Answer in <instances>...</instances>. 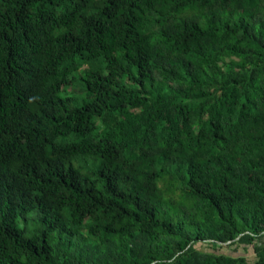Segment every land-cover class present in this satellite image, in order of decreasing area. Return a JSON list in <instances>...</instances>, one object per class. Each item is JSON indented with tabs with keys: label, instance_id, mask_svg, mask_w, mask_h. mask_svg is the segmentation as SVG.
I'll use <instances>...</instances> for the list:
<instances>
[{
	"label": "trees",
	"instance_id": "1",
	"mask_svg": "<svg viewBox=\"0 0 264 264\" xmlns=\"http://www.w3.org/2000/svg\"><path fill=\"white\" fill-rule=\"evenodd\" d=\"M0 264H264V0H0Z\"/></svg>",
	"mask_w": 264,
	"mask_h": 264
},
{
	"label": "rangeland",
	"instance_id": "2",
	"mask_svg": "<svg viewBox=\"0 0 264 264\" xmlns=\"http://www.w3.org/2000/svg\"><path fill=\"white\" fill-rule=\"evenodd\" d=\"M73 77L74 78H78L79 76L77 75V74H74L73 75ZM78 82H79V80H78ZM78 82L75 80L74 82H73V85L72 86H70V90H68L69 91V93H67V94H69V95H73L74 97H77V100H78V103H81L82 101H83V97H84V94H80V93H78L77 92V86H78ZM77 102V101H76ZM205 247V246H204ZM205 248H207V247H205ZM224 250L226 251L227 250V252H229L228 250V248H224ZM243 253H244V251H243ZM251 256V255H250Z\"/></svg>",
	"mask_w": 264,
	"mask_h": 264
}]
</instances>
